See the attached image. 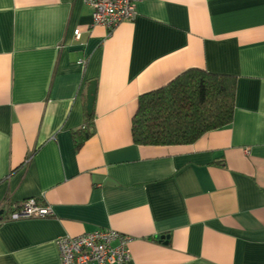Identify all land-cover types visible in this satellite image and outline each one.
<instances>
[{
    "label": "crops",
    "instance_id": "crops-1",
    "mask_svg": "<svg viewBox=\"0 0 264 264\" xmlns=\"http://www.w3.org/2000/svg\"><path fill=\"white\" fill-rule=\"evenodd\" d=\"M136 10L109 29L84 0H0V264H60L57 237L98 228L131 236L123 264H264V0ZM193 67L235 76L232 121L135 144L138 96ZM27 198L52 215L8 219Z\"/></svg>",
    "mask_w": 264,
    "mask_h": 264
},
{
    "label": "trees",
    "instance_id": "trees-1",
    "mask_svg": "<svg viewBox=\"0 0 264 264\" xmlns=\"http://www.w3.org/2000/svg\"><path fill=\"white\" fill-rule=\"evenodd\" d=\"M234 75L189 68L159 88L138 96L131 119L135 144L192 143L207 131L228 125L235 110ZM93 113L73 132L75 147L92 134Z\"/></svg>",
    "mask_w": 264,
    "mask_h": 264
},
{
    "label": "built area",
    "instance_id": "built-area-1",
    "mask_svg": "<svg viewBox=\"0 0 264 264\" xmlns=\"http://www.w3.org/2000/svg\"><path fill=\"white\" fill-rule=\"evenodd\" d=\"M141 0H84L92 8V20L109 29L124 20H133L136 5ZM76 37L79 30L75 29ZM80 63H85L81 60ZM50 205L40 204L35 198H27L13 207L8 219L52 215ZM131 236L110 228H98L76 236L61 235L55 239L60 264H123L130 259L128 243Z\"/></svg>",
    "mask_w": 264,
    "mask_h": 264
},
{
    "label": "water",
    "instance_id": "water-1",
    "mask_svg": "<svg viewBox=\"0 0 264 264\" xmlns=\"http://www.w3.org/2000/svg\"><path fill=\"white\" fill-rule=\"evenodd\" d=\"M96 81L91 80L87 87V100H86V112L91 114L93 110V100L95 96Z\"/></svg>",
    "mask_w": 264,
    "mask_h": 264
}]
</instances>
